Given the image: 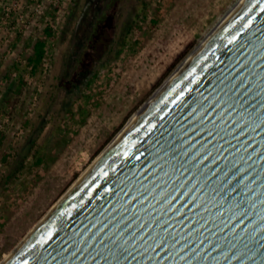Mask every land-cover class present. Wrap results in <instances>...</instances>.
<instances>
[{"label":"water","instance_id":"obj_1","mask_svg":"<svg viewBox=\"0 0 264 264\" xmlns=\"http://www.w3.org/2000/svg\"><path fill=\"white\" fill-rule=\"evenodd\" d=\"M3 264H264V0H245Z\"/></svg>","mask_w":264,"mask_h":264},{"label":"rangeland","instance_id":"obj_2","mask_svg":"<svg viewBox=\"0 0 264 264\" xmlns=\"http://www.w3.org/2000/svg\"><path fill=\"white\" fill-rule=\"evenodd\" d=\"M237 2L0 0V264ZM47 27L54 37L33 76L28 59Z\"/></svg>","mask_w":264,"mask_h":264},{"label":"trees","instance_id":"obj_3","mask_svg":"<svg viewBox=\"0 0 264 264\" xmlns=\"http://www.w3.org/2000/svg\"><path fill=\"white\" fill-rule=\"evenodd\" d=\"M54 37V29L51 27H47L45 29V37L42 39H39L35 42L34 46H33V53L31 55V57H29V65L32 68V74L33 76L37 74L38 70L40 69V67L42 66L46 55H47V40ZM28 85V83L25 80H21L18 84V89L16 92V97L12 100V102L10 103V106L15 108L17 106V104L20 102L21 97L24 95V93L26 92V86ZM64 133L62 132L60 134V136H63ZM6 133L4 131L0 130V148L3 146V144L6 141ZM35 157H36V161L35 164L37 166H40L42 164H44V157L43 156H39V150L37 149V151L35 152ZM9 158V155H4L3 156V161L7 162ZM12 178H17V176L15 175H11ZM11 177H7L6 180L9 181L11 179Z\"/></svg>","mask_w":264,"mask_h":264},{"label":"bare ground","instance_id":"obj_4","mask_svg":"<svg viewBox=\"0 0 264 264\" xmlns=\"http://www.w3.org/2000/svg\"><path fill=\"white\" fill-rule=\"evenodd\" d=\"M245 2V0H238V2L234 5V6H232V8L228 11V13L214 26V28L210 31V33H208L207 35H206V37L203 39V41L199 44V46L194 50V52L185 60V62H183L180 66H179V68L175 71V73L163 84V86L152 96V98L150 99V101L149 102H147L146 103V105L134 116V117H132L133 119L129 122V124L125 127V129L121 132V134L118 136V137H116V139L111 143V145L103 152V154H101V156L97 159V161L105 154V152L127 131V129L134 123V121L147 109V107L149 106V104L155 99V98H157L162 92H163V90L165 89V87L173 80V78L187 65V63L192 59V57L207 43V41L215 34V32L222 26V24L243 4ZM96 161V162H97ZM96 162H95V164H96ZM94 164V165H95ZM93 165V166H94ZM93 166L91 167V168H89L88 169V171L87 172H85V174L78 180V182L93 168ZM77 182V183H78ZM76 183V184H77ZM75 184V185H76ZM74 185V186H75ZM74 186L69 190V192L74 188ZM69 192H67V194L69 193ZM66 194V195H67ZM66 195L64 196V197H62L61 198V200L56 204V206L66 197ZM55 206V207H56ZM54 209V208H53ZM52 212V211H51ZM50 212V213H51ZM49 213V214H50ZM48 214V215H49ZM47 215V216H48ZM46 216V217H47ZM44 220H42L41 221V223L43 222ZM40 223V224H41ZM39 224V225H40ZM38 225V226H39ZM37 226V227H38ZM33 233V232H32ZM31 233V234H32ZM30 234V235H31ZM29 235V236H30ZM28 236V237H29ZM27 237V238H28ZM26 238V239H27ZM25 239V240H26ZM24 240V241H25ZM23 241V242H24ZM22 242V243H23ZM21 243V244H22ZM20 244V245H21ZM19 247V246H18ZM18 247H17V249H18ZM16 249V250H17ZM15 250V249H14ZM15 250V251H16ZM14 251V252H15ZM13 252V253H14ZM12 253V254H13ZM12 254H10L9 256H7L6 257V260L3 262V263H5L7 260H8V258L12 255Z\"/></svg>","mask_w":264,"mask_h":264}]
</instances>
